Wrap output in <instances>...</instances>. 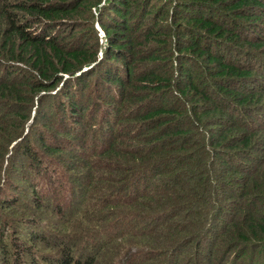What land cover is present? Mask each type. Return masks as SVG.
I'll list each match as a JSON object with an SVG mask.
<instances>
[{
	"label": "trees",
	"instance_id": "trees-1",
	"mask_svg": "<svg viewBox=\"0 0 264 264\" xmlns=\"http://www.w3.org/2000/svg\"><path fill=\"white\" fill-rule=\"evenodd\" d=\"M0 264H264V0H0Z\"/></svg>",
	"mask_w": 264,
	"mask_h": 264
},
{
	"label": "rangeland",
	"instance_id": "rangeland-1",
	"mask_svg": "<svg viewBox=\"0 0 264 264\" xmlns=\"http://www.w3.org/2000/svg\"><path fill=\"white\" fill-rule=\"evenodd\" d=\"M104 2V1H103ZM94 13V12H93ZM95 14V13H94ZM94 26H95V29H96V31H99V32H97L98 33V37L100 38V39H102L103 37H104V33H102L101 32V30H100V28H99V26L97 25V23H95L94 24ZM99 43H102V41L100 40V42ZM103 46H104V43H103ZM99 54H100V52H99ZM99 57H100V55H99ZM22 173H24L23 171H22ZM22 187V186H21ZM37 189L39 190V191H42L43 189H42V187H41V185H39L38 187H37ZM6 190V189H5ZM22 190H23V187H22ZM6 192V194H5V196H6V199L7 200H12L11 199V197H12V195L13 196H17V195H15L14 193L13 194H10V193H8V190H6L5 191ZM20 193V194H19ZM18 196H23V193L21 194V191L20 190H18ZM4 195L2 196V198H1V200L2 199H5L4 197H5ZM11 196V197H10ZM26 208V207H25ZM29 212V213H28ZM32 214V215H31ZM2 216V215H1ZM33 218V212H31L29 209H27V211H25V214H24V219L27 221L28 219H32ZM23 218H22V220L20 221V222H22L20 225L21 226H23V231L21 232V235L23 236V235H25V234H27V233H29V229L31 228V225H29L28 223H24L25 222V220H24ZM19 222V223H20Z\"/></svg>",
	"mask_w": 264,
	"mask_h": 264
}]
</instances>
